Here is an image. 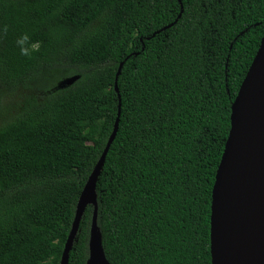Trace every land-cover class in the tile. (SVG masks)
<instances>
[{"label": "trees", "instance_id": "obj_1", "mask_svg": "<svg viewBox=\"0 0 264 264\" xmlns=\"http://www.w3.org/2000/svg\"><path fill=\"white\" fill-rule=\"evenodd\" d=\"M263 34L264 0H0V264L60 263L117 118L96 182L107 260L211 264L212 187ZM92 214L67 264H86Z\"/></svg>", "mask_w": 264, "mask_h": 264}, {"label": "water", "instance_id": "obj_2", "mask_svg": "<svg viewBox=\"0 0 264 264\" xmlns=\"http://www.w3.org/2000/svg\"><path fill=\"white\" fill-rule=\"evenodd\" d=\"M120 67L121 64L116 78ZM117 123L118 118L79 196L59 264L68 263L82 214L88 205L93 207V214L86 264H110L97 225L96 182L116 134ZM211 198V264H264V34L231 106L230 130Z\"/></svg>", "mask_w": 264, "mask_h": 264}, {"label": "rangeland", "instance_id": "obj_3", "mask_svg": "<svg viewBox=\"0 0 264 264\" xmlns=\"http://www.w3.org/2000/svg\"><path fill=\"white\" fill-rule=\"evenodd\" d=\"M73 80H74V78L67 79V80L64 79L58 84V86L60 87V86H62L64 84H68L69 82H72ZM11 95H12V93L9 96H11ZM15 108H17V107H14V109ZM14 113H15V110H14ZM4 114H6L5 111H4Z\"/></svg>", "mask_w": 264, "mask_h": 264}, {"label": "clouds", "instance_id": "obj_4", "mask_svg": "<svg viewBox=\"0 0 264 264\" xmlns=\"http://www.w3.org/2000/svg\"><path fill=\"white\" fill-rule=\"evenodd\" d=\"M24 54H27L26 52Z\"/></svg>", "mask_w": 264, "mask_h": 264}]
</instances>
